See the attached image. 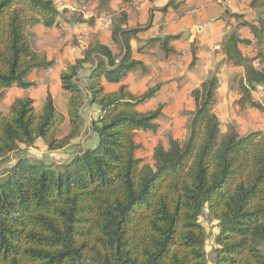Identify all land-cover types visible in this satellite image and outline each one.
Wrapping results in <instances>:
<instances>
[{
  "label": "trees",
  "instance_id": "obj_1",
  "mask_svg": "<svg viewBox=\"0 0 264 264\" xmlns=\"http://www.w3.org/2000/svg\"><path fill=\"white\" fill-rule=\"evenodd\" d=\"M74 1L104 8L133 0ZM55 2L0 0V100L9 88H28L33 71L54 65L32 46L35 26L94 24L82 13H60ZM176 7L170 0L162 11ZM251 7L255 21L238 24L250 38L233 30L220 51L227 63L243 70L233 80L234 105L264 113V0H252ZM128 19L121 12L111 21L115 51L93 40L61 70L60 87L68 95L64 134L50 95L39 110L32 99L16 98L6 114L0 112V264H264V134L241 135L233 125L221 132L214 72L190 92L194 110L184 139L158 142L152 165L138 158L135 132L155 133L162 107L137 108L158 87L133 94L120 85L107 93L103 84L145 70L130 42L149 25L131 28ZM171 40L148 39L136 53L153 45L174 53ZM241 46L252 48L253 56H245ZM191 55L193 68L192 48ZM86 105L100 110L88 129L81 116ZM88 133L96 142L85 148L79 141ZM39 146L68 157L55 164L21 155ZM206 212L217 227L211 261L201 222Z\"/></svg>",
  "mask_w": 264,
  "mask_h": 264
},
{
  "label": "crops",
  "instance_id": "obj_2",
  "mask_svg": "<svg viewBox=\"0 0 264 264\" xmlns=\"http://www.w3.org/2000/svg\"><path fill=\"white\" fill-rule=\"evenodd\" d=\"M169 1L133 0L126 6L112 1L104 8H98L96 4L90 5L105 13L98 14L96 12L97 15L94 17L95 22L92 26L87 24L71 26L74 28V32L68 31V33L78 38H85L93 34L94 39L81 46L79 54L72 58L62 56L61 59H56L50 52L41 54L35 50L47 61L54 63L52 67H49L52 71L48 72V68L35 70L26 79L30 84L28 88L12 87L5 90L0 100V112L6 114L16 98L32 99L35 109L39 110L47 95H50L56 109H59L61 113V126H63L61 134H64L68 120L66 114L68 95L60 87L59 74L64 65L80 57L84 48L93 40H98L115 51V46L110 38V24L119 13L125 12L129 17V27L149 25L147 30L138 34L137 38L130 42L134 58L144 64L145 70L137 69L117 84H108L103 81L105 91L111 93L116 91L120 85H124L129 92L142 94L147 89L158 87L153 97L137 109L140 112H148L159 106L162 107L161 116L156 120L158 129L155 133L135 132V142L140 146L136 154L138 158L143 159L139 152L147 151L150 157V162L147 163L152 165L151 154L158 142L166 145L167 137L175 140L184 139L189 115L194 110L190 92L214 72H217L219 78L214 113L220 121L221 129L223 130L222 127L225 128L227 125H233L241 135L258 132L256 130H260L264 134V113L251 108L241 110L234 105L237 94L232 90L233 80L242 75L243 70L227 63L220 51L221 43L233 30H237L242 39L250 38L248 29L238 28V24L241 21H255L256 10L251 7L252 0H175L177 7L169 8L163 12L162 9L169 4ZM74 5H77L75 1ZM77 7L86 8L79 5ZM79 13H82L83 18L87 20L85 13L81 11ZM233 15H238L240 18L237 19ZM105 24H108V27L103 32L106 28ZM68 27V24L62 22L58 28L45 29L37 25L33 30H38V37H42L43 33L53 35L60 31L65 33ZM198 27H202V29L199 31ZM164 37H172L169 46L174 49V53L166 55L158 45L147 46L145 53H136L138 47L148 39ZM191 48L194 49L196 57L193 68L190 67ZM240 49L247 57H252L254 54L252 48L241 46ZM86 74L87 71L83 72V77ZM254 97L257 100L261 99L260 88L254 93ZM85 108L100 114L99 108L95 105H86L83 109ZM83 109L81 116L85 124ZM85 128H87L86 125ZM87 137L93 140L91 144L86 145L87 140L84 141L86 137L79 141L85 148L93 146L96 142L94 135L89 133ZM63 156L65 160L68 157Z\"/></svg>",
  "mask_w": 264,
  "mask_h": 264
},
{
  "label": "rangeland",
  "instance_id": "obj_3",
  "mask_svg": "<svg viewBox=\"0 0 264 264\" xmlns=\"http://www.w3.org/2000/svg\"><path fill=\"white\" fill-rule=\"evenodd\" d=\"M56 7L58 10L63 13L64 11H67V15H71L72 13H79L80 11L85 13L87 15V19L94 18L96 12L98 14H102L104 11H99L95 7H86L85 9H81L77 7V5H74L73 0H56ZM105 13V12H104ZM103 16V15H102ZM106 28L103 32L106 31L108 24H105ZM40 29V28H39ZM34 31V32H33ZM31 31V42L34 50H37L41 54L46 53H52L53 56H55L56 59H61L62 56H69L70 58L77 56L79 54V49L81 46L85 45L89 40L94 39L93 34L88 35L87 37L78 38L74 35H71L68 33V30L66 29L65 33L63 31H60L58 34H48L43 33L42 37H38L39 31L33 30ZM45 32V31H44ZM4 110V109H3ZM58 113L61 115L59 109H57ZM4 112V111H2ZM99 113L96 114L93 110H89L88 108L83 109V116L85 118V125L87 129L89 128L90 124L97 120ZM221 132L225 131V128L222 127ZM59 132H63V126H59L58 128ZM260 132V130H256ZM89 133L86 135V139L84 140L86 142V145L91 144L93 141L90 139ZM149 152L147 151H141L139 152V155L143 157V159L146 162H150ZM22 156H26L28 158H31L36 161H43L44 163H62L65 161V157L62 154L58 153H48L42 148L41 146L34 148V149H27L24 152L21 153ZM13 157H11V160ZM2 169V168H1ZM0 169V171H1ZM201 222L205 228L206 232V251L208 254V260L211 261L212 254H211V248L213 245V237L217 233V227L216 222L212 220V218L206 213H204Z\"/></svg>",
  "mask_w": 264,
  "mask_h": 264
},
{
  "label": "built area",
  "instance_id": "obj_4",
  "mask_svg": "<svg viewBox=\"0 0 264 264\" xmlns=\"http://www.w3.org/2000/svg\"><path fill=\"white\" fill-rule=\"evenodd\" d=\"M201 29H202V27H198V30H199V31H200ZM67 30L70 31V32H74V28H73V27H68ZM47 71H48V72H51L52 69L48 68Z\"/></svg>",
  "mask_w": 264,
  "mask_h": 264
}]
</instances>
